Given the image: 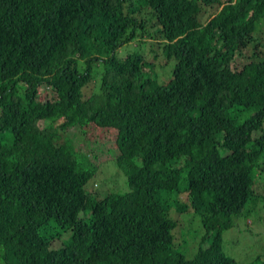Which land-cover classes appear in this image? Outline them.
<instances>
[{"label":"trees","instance_id":"trees-1","mask_svg":"<svg viewBox=\"0 0 264 264\" xmlns=\"http://www.w3.org/2000/svg\"><path fill=\"white\" fill-rule=\"evenodd\" d=\"M260 25L264 0H0V264H238L223 231L264 172V56L232 62ZM146 36L165 80L117 56ZM109 159L129 190L99 196ZM172 209L210 236L192 258Z\"/></svg>","mask_w":264,"mask_h":264},{"label":"rangeland","instance_id":"rangeland-1","mask_svg":"<svg viewBox=\"0 0 264 264\" xmlns=\"http://www.w3.org/2000/svg\"><path fill=\"white\" fill-rule=\"evenodd\" d=\"M134 6L137 8L136 14L143 12L142 4L137 3ZM144 14L148 15V9H144ZM207 17L204 15L202 19L205 20ZM155 28L153 27V29ZM254 36L259 38L260 45L254 48L255 42L237 52L232 62L235 69H240L244 63L248 62L252 53L257 52L264 56V27L260 25ZM142 39L137 37L123 44L117 50V56L123 58L128 53H143L149 63L155 62L154 71L157 72L160 80L167 79L171 75L174 62L162 60L163 56L156 43L153 42H156V39H147V36ZM155 52L158 53L157 56H154ZM97 167L95 175L88 182V187L92 188V192L95 191L99 196H103L109 192L123 193L129 190L123 172L112 159L99 163ZM259 175L255 176V181L257 180L254 189L255 195L247 201L243 214L240 217H234L233 226L223 231V250L238 264H264V172ZM180 197L184 199L185 194L179 196V199L182 200ZM80 215L83 214L80 213ZM170 216L178 223L174 230L176 247L187 258L194 257L198 247L205 246L210 240V236H204L206 231L201 224L200 216L190 210L178 213L175 209L170 211ZM67 238L68 231L62 230L60 239L65 241ZM53 243L54 245L59 244V241L56 240Z\"/></svg>","mask_w":264,"mask_h":264}]
</instances>
